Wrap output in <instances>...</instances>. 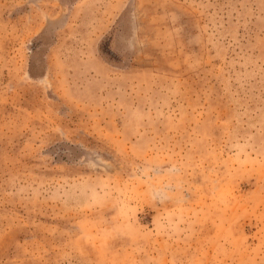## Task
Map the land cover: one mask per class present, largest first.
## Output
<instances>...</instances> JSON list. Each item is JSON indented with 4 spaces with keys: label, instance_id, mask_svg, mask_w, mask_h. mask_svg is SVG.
<instances>
[{
    "label": "rangeland",
    "instance_id": "1",
    "mask_svg": "<svg viewBox=\"0 0 264 264\" xmlns=\"http://www.w3.org/2000/svg\"><path fill=\"white\" fill-rule=\"evenodd\" d=\"M0 264H264V0H0Z\"/></svg>",
    "mask_w": 264,
    "mask_h": 264
}]
</instances>
